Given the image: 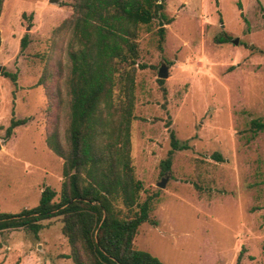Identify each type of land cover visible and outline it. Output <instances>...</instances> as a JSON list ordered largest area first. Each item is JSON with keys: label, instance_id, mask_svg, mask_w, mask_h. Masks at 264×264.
<instances>
[{"label": "rangeland", "instance_id": "1", "mask_svg": "<svg viewBox=\"0 0 264 264\" xmlns=\"http://www.w3.org/2000/svg\"><path fill=\"white\" fill-rule=\"evenodd\" d=\"M73 2L4 1L0 213L38 205L47 185L61 200L64 159L47 137L57 130L64 144L69 125L73 33L63 24ZM164 11L169 23L159 16L138 30L131 164L141 187L138 202L148 200L157 223H142L133 246L164 264H264V129L252 126L253 119L264 121V0H166ZM160 70L168 76L160 78ZM117 77L119 106L128 95ZM13 118L29 121L6 141ZM171 130L188 147L174 151L166 170ZM166 176L165 187L158 186ZM113 204L121 217L138 210L120 197ZM42 223L38 232L0 226V264H75L63 215Z\"/></svg>", "mask_w": 264, "mask_h": 264}, {"label": "trees", "instance_id": "2", "mask_svg": "<svg viewBox=\"0 0 264 264\" xmlns=\"http://www.w3.org/2000/svg\"><path fill=\"white\" fill-rule=\"evenodd\" d=\"M4 1L0 0V15ZM165 5L166 0H74L71 4L73 13L63 24L73 33L68 50L69 125L64 144L57 130L47 137L48 147L64 159L61 200H54L57 191L47 185L38 205L18 213L1 212L0 226L38 232L45 226L42 220L63 215V232L75 264H164L157 256L133 246L139 226L146 221L156 224L157 220L150 216L148 200L138 202L141 187L131 164L130 93L138 58L139 27L159 16L169 23ZM239 7L242 9L240 4ZM165 31L164 26L159 29L162 41ZM27 45L26 34L21 39L22 49ZM7 75L17 80L16 74ZM118 75L124 78L128 95L127 103L119 106L114 101ZM28 121L29 118H13L3 139H10L15 128ZM252 126L255 131L263 130L264 121L253 119ZM170 137L169 157L162 162L166 170L174 151L188 147L180 143L174 130ZM214 155L222 159L221 154ZM115 197L129 208L138 206V210L132 216L121 217L113 204Z\"/></svg>", "mask_w": 264, "mask_h": 264}, {"label": "water", "instance_id": "3", "mask_svg": "<svg viewBox=\"0 0 264 264\" xmlns=\"http://www.w3.org/2000/svg\"><path fill=\"white\" fill-rule=\"evenodd\" d=\"M51 2H58L59 0H50ZM161 17V16H160ZM164 22L162 21V19L160 20V25L163 27ZM235 43H238V38H236L234 40ZM0 69H1V65H0ZM159 76L160 78H166L168 76V71L167 70H160L159 72ZM168 180V176L162 178V180L160 182H158V186L160 187H165L166 182Z\"/></svg>", "mask_w": 264, "mask_h": 264}]
</instances>
